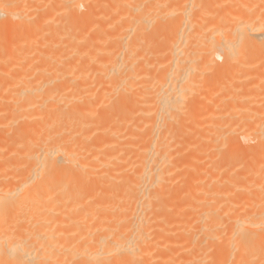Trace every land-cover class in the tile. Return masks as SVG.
Segmentation results:
<instances>
[{
	"label": "bare ground",
	"instance_id": "bare-ground-1",
	"mask_svg": "<svg viewBox=\"0 0 264 264\" xmlns=\"http://www.w3.org/2000/svg\"><path fill=\"white\" fill-rule=\"evenodd\" d=\"M0 264H264V0H0Z\"/></svg>",
	"mask_w": 264,
	"mask_h": 264
}]
</instances>
